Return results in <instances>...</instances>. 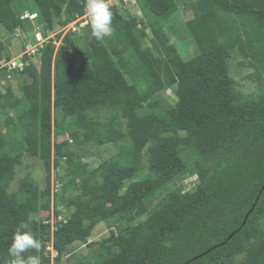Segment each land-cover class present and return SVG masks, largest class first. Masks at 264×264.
Returning <instances> with one entry per match:
<instances>
[{
    "label": "trees",
    "instance_id": "trees-1",
    "mask_svg": "<svg viewBox=\"0 0 264 264\" xmlns=\"http://www.w3.org/2000/svg\"><path fill=\"white\" fill-rule=\"evenodd\" d=\"M136 4L142 17L109 3L113 31L98 40L89 23L84 36L49 37L86 14L85 0H0V264L21 223L42 264H65L78 242L94 249L72 264H264V0ZM181 6L199 48L187 60L165 30ZM18 31L46 39L22 67L9 49ZM239 56L255 95L239 88ZM108 142L115 153L84 171L87 146ZM26 156L43 163L45 185L17 178ZM185 172L191 190L178 184ZM102 222L110 236L89 242Z\"/></svg>",
    "mask_w": 264,
    "mask_h": 264
},
{
    "label": "rangeland",
    "instance_id": "rangeland-1",
    "mask_svg": "<svg viewBox=\"0 0 264 264\" xmlns=\"http://www.w3.org/2000/svg\"><path fill=\"white\" fill-rule=\"evenodd\" d=\"M123 1V2H122ZM108 3L117 4L121 11H124V7H128L130 11H132L135 15L138 17H142V13L140 11V8L137 4H133V1L131 0H107ZM33 14L26 12L24 16H28L32 18ZM193 18V12L190 7L184 8L183 6L180 7V9L177 11V13L174 16V19L172 21V24L174 26V30L170 29L167 25L165 28L166 32L169 34L172 43H175L179 47V51L181 52V55L184 59H192L195 57L198 52L199 48L195 42V40L192 38V36L189 34L187 27L182 24H185L188 20ZM35 22V18L33 19ZM89 23V18L87 14L80 16L75 21L69 23L66 27H58L55 32H53L49 37L55 36L57 33L62 32V37L67 33L69 30L77 31L81 36H84L86 34L85 26H87ZM184 28V30L182 29ZM1 29V26H0ZM5 35V34H4ZM40 35L37 33V42L33 43V32L29 33H23L18 31L17 35H14V37L10 40L9 49L12 54V62L15 63H21V58L24 54H28L29 52H32L33 49H37L44 41L45 39H40ZM150 36H152V32L150 31ZM62 39V38H61ZM61 39L56 41V47L58 50L59 45L61 44ZM147 45H151L150 41L148 40ZM242 60V57L239 56L238 58L234 59L232 61L233 66V73L235 74L236 80L239 82V88L242 90L244 94H252L255 95L259 92V86L256 81V76H254L255 69L253 67H242L240 64V61ZM233 75V74H232ZM16 80L13 81L15 90H17L16 87ZM166 96H170L173 98L172 102L175 101V95L171 89H167L165 91ZM57 117V115H56ZM56 117L54 118V126H56ZM56 139L55 137V131L53 132V139ZM117 150L116 146L112 142L105 143L103 145H88L86 148L87 155L83 158V170H89L91 172H94L96 167L104 161L109 159L113 153ZM66 165L63 163V166L61 168L52 167V175H51V185L52 190L56 191L57 189H60L61 185L65 183L67 180L64 178L62 180L63 183H61L60 174L65 169ZM43 163L40 159L36 157H29L26 156L24 158V162L21 166L18 167V174L17 178L20 179L21 177L25 176L28 173H32L37 178L41 180L42 185H45L44 177H45V171H44ZM14 183H17V180ZM185 184L186 190H191L195 187L196 183V177L194 175L189 174V172H185V174H182L178 179V184ZM79 192V190L76 187H70L68 190V194H76ZM54 192L52 191V194ZM54 195V194H53ZM68 212H66L67 215ZM47 213H43L45 216ZM65 217V215H63ZM51 222H56V218L53 216V213H51ZM111 227L108 223L102 222L97 226V228L93 231V235L89 237V242L91 241H99L103 238H106L110 236ZM97 246V245H96ZM94 246V247H96ZM94 248L90 247L86 243H75L74 244V250L68 254L65 255V264H72L73 262H76L77 260H80L82 257L89 256ZM54 255L56 254L55 251H53Z\"/></svg>",
    "mask_w": 264,
    "mask_h": 264
},
{
    "label": "clouds",
    "instance_id": "clouds-1",
    "mask_svg": "<svg viewBox=\"0 0 264 264\" xmlns=\"http://www.w3.org/2000/svg\"><path fill=\"white\" fill-rule=\"evenodd\" d=\"M85 10L89 18L92 35L95 38L102 40L113 31V14L107 0H85ZM32 16L31 19L36 17L35 14ZM37 33L40 32L37 31L36 34ZM41 36L43 37L42 34ZM43 39L45 38L43 37ZM42 44L40 46H42ZM41 246L40 240L36 238L30 225L28 223H21L15 229L11 237V243L8 247V255L10 259L7 261V264H42L39 255H26V253H30L32 250H35V252L38 253Z\"/></svg>",
    "mask_w": 264,
    "mask_h": 264
},
{
    "label": "built area",
    "instance_id": "built-area-1",
    "mask_svg": "<svg viewBox=\"0 0 264 264\" xmlns=\"http://www.w3.org/2000/svg\"><path fill=\"white\" fill-rule=\"evenodd\" d=\"M131 1H133V4H135L136 3V0H131ZM40 36V39H43V37L41 36V34L40 33H38ZM38 51V48L35 50V49H33V51L32 52H29L28 54H30V55H33V54H35L36 52ZM11 64H12V66H16V65H18V66H20V67H22L23 66V63L21 62V63H15V64H13V62L11 61Z\"/></svg>",
    "mask_w": 264,
    "mask_h": 264
},
{
    "label": "water",
    "instance_id": "water-1",
    "mask_svg": "<svg viewBox=\"0 0 264 264\" xmlns=\"http://www.w3.org/2000/svg\"><path fill=\"white\" fill-rule=\"evenodd\" d=\"M248 215H249V214H248ZM248 215H247L246 219L248 218Z\"/></svg>",
    "mask_w": 264,
    "mask_h": 264
}]
</instances>
